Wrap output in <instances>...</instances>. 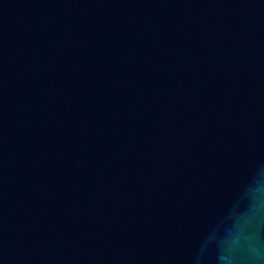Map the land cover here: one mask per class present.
Segmentation results:
<instances>
[{
  "label": "water",
  "instance_id": "95a60500",
  "mask_svg": "<svg viewBox=\"0 0 264 264\" xmlns=\"http://www.w3.org/2000/svg\"><path fill=\"white\" fill-rule=\"evenodd\" d=\"M0 264H264V0H0Z\"/></svg>",
  "mask_w": 264,
  "mask_h": 264
}]
</instances>
